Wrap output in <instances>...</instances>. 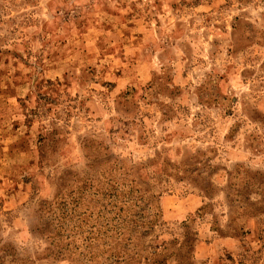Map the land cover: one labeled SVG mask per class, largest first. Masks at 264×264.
<instances>
[{
  "label": "rangeland",
  "instance_id": "obj_1",
  "mask_svg": "<svg viewBox=\"0 0 264 264\" xmlns=\"http://www.w3.org/2000/svg\"><path fill=\"white\" fill-rule=\"evenodd\" d=\"M72 173L153 195L148 243L264 264V0H0V247L78 264L41 210Z\"/></svg>",
  "mask_w": 264,
  "mask_h": 264
},
{
  "label": "trees",
  "instance_id": "obj_2",
  "mask_svg": "<svg viewBox=\"0 0 264 264\" xmlns=\"http://www.w3.org/2000/svg\"><path fill=\"white\" fill-rule=\"evenodd\" d=\"M232 177L230 189L241 194L238 186L242 183L237 185L235 181L239 174L234 173ZM61 179L56 199L46 201L41 207L49 223H54L56 234L52 245L53 249L59 248L55 254L58 257H69L78 264H131L140 258L162 263L171 257L178 264H195L192 253L197 233L190 231L185 221L187 229L182 240L148 243L147 236L161 219V208L152 200L153 195L130 186L100 191L77 173ZM252 188L259 190V187ZM119 194L127 198L119 202ZM240 200L233 197L231 207L236 206L237 213L249 215L251 210ZM0 264L24 263L16 257L14 247L2 245Z\"/></svg>",
  "mask_w": 264,
  "mask_h": 264
}]
</instances>
